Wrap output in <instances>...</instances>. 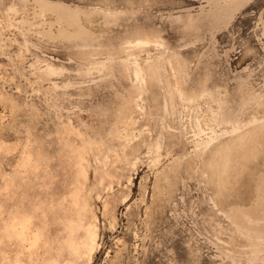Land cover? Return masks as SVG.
<instances>
[{
    "label": "rangeland",
    "instance_id": "374dc122",
    "mask_svg": "<svg viewBox=\"0 0 264 264\" xmlns=\"http://www.w3.org/2000/svg\"><path fill=\"white\" fill-rule=\"evenodd\" d=\"M0 264H264V0H0Z\"/></svg>",
    "mask_w": 264,
    "mask_h": 264
},
{
    "label": "bare ground",
    "instance_id": "6f19581e",
    "mask_svg": "<svg viewBox=\"0 0 264 264\" xmlns=\"http://www.w3.org/2000/svg\"><path fill=\"white\" fill-rule=\"evenodd\" d=\"M62 19V18H61ZM134 42H138V43H143V44H146V43H149V42H151V39H149V38H147V39H135L134 40ZM143 47V46H142ZM157 71H158V69H157V67L155 66V64H154V62L153 61H150V62H148V64H147V66H146V74H147V78H146V81L148 80V78H156L157 77ZM141 88V87H140ZM11 106V105H10ZM7 109V108H6ZM18 111H19V109H17ZM16 110V111H17ZM21 110V109H20ZM15 115V114H14ZM17 115H18V113H17ZM13 117V116H12ZM14 118V117H13ZM16 119V118H15ZM14 119V120H15ZM38 119V118H37ZM258 120L259 119H257V118H254V120L253 121H251V122H249V125H251L252 126V124H257L258 125ZM257 121V122H256ZM261 122V121H260ZM259 122V123H260ZM39 124V123H38ZM257 127V126H256ZM7 131H9V130H7ZM5 132V131H4ZM33 132V131H32ZM240 132H242V131H239V133ZM257 132V131H256ZM256 132H251V133H249L248 135H249V137H251V136H253V135H257L256 134ZM7 133V132H6ZM9 133V132H8ZM238 133V134H239ZM10 134H11V132H10ZM242 133H240V136H239V139H240V143H243L247 138H249L248 137V135H241ZM3 135V134H2ZM16 135V134H15ZM7 136V135H6ZM13 136V135H12ZM56 136V135H55ZM10 137H11V135H10ZM12 138H14V137H12ZM209 142H210V139H209V141L208 140H202V141H200V142H198L197 144H196V146H197V148L198 149H205V148H207L208 146H209ZM46 144V143H45ZM54 144V143H53ZM140 144V143H139ZM139 144H137V145H135L134 147H133V151L135 152V150H137L138 149V147L140 146ZM46 147V146H45ZM136 147V148H135ZM216 148V147H215ZM214 152H212V154H213ZM18 154V153H17ZM217 154V153H216ZM224 154L226 155V160L227 161H229L230 160V157H229V155H230V153H229V150H227L226 149V151H224ZM212 156V155H211ZM214 156V155H213ZM216 157V156H215ZM10 158V157H9ZM13 160V159H12ZM105 162V161H104ZM217 169H219V168H217ZM47 170V169H46ZM115 171V170H114ZM45 173V172H44ZM217 174L219 175V176H221V175H223L224 174V171L223 170H218V172H217ZM117 175V174H116ZM219 184H222V183H219ZM88 211L91 213V211L88 209V210H86V217H88L89 216V214H88ZM86 222H88L87 220H86ZM92 226L94 227V235H93V240L94 241H96V239H97V236H98V234H97V231H98V228H97V226H96V224L95 223H93L92 224ZM95 244H93L91 247H89L88 249H87V253H88V255L87 256H89V263H91L92 261H93V259H94V255H95Z\"/></svg>",
    "mask_w": 264,
    "mask_h": 264
}]
</instances>
